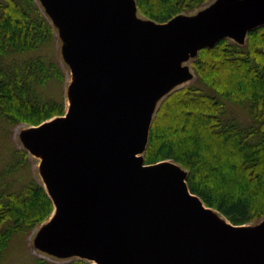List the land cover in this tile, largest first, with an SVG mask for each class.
I'll use <instances>...</instances> for the list:
<instances>
[{
	"label": "water",
	"instance_id": "obj_1",
	"mask_svg": "<svg viewBox=\"0 0 264 264\" xmlns=\"http://www.w3.org/2000/svg\"><path fill=\"white\" fill-rule=\"evenodd\" d=\"M40 1L73 80L66 112L20 133L54 205L35 245L92 264H264V219L240 230L189 190L180 164L143 158L159 100L193 75L183 62L222 38L245 42L264 0L166 22L140 18L135 0Z\"/></svg>",
	"mask_w": 264,
	"mask_h": 264
},
{
	"label": "trees",
	"instance_id": "obj_2",
	"mask_svg": "<svg viewBox=\"0 0 264 264\" xmlns=\"http://www.w3.org/2000/svg\"><path fill=\"white\" fill-rule=\"evenodd\" d=\"M135 1L139 14L166 22L211 0ZM55 41L35 0H0V145L19 123L38 125L65 113L66 76ZM191 67L195 80L172 91L155 112L144 162L180 164L189 190L234 225L264 219V24L243 43L222 38L200 49ZM219 95L242 106L248 122L230 115ZM30 160L10 144L0 162V264L54 210ZM32 264L92 262L35 257Z\"/></svg>",
	"mask_w": 264,
	"mask_h": 264
},
{
	"label": "rangeland",
	"instance_id": "obj_3",
	"mask_svg": "<svg viewBox=\"0 0 264 264\" xmlns=\"http://www.w3.org/2000/svg\"><path fill=\"white\" fill-rule=\"evenodd\" d=\"M38 4V6L40 7V9L42 10V12L47 16V18L50 20L54 31H55V49H56V53H57V57L59 58L64 71H65V76H66V81H65V85L63 87L64 90V94L65 92L67 93V89L69 87V85L72 83L73 80V73L71 71L70 66L64 61V57L62 55V44H63V40L60 37V34L58 32V29L56 27V25L54 24V22L52 21V19L50 18V16L47 14L42 2L40 0H35ZM213 1L215 0H211L209 2H207L206 4H204L203 6H201L200 8L194 10V11H190L187 13H181L182 15H193L195 13H197L198 11H201L202 9H204L205 7L209 6ZM139 17L145 20H148L147 17L139 14ZM194 58V57H193ZM192 56L183 62L184 65H187L190 68L191 73L193 74L191 78H188L186 80L181 81L180 83L174 85L173 87H171V89H169L159 100V102L161 100H163L167 94H169L170 92L174 91L175 89L185 85V84H189L191 82H193L195 80V74L193 72V69L191 67V61H192ZM220 98H222L227 105V111L230 115L237 117L239 120H241L243 123L248 122V115L246 113V110L232 102V101H228L225 100L224 97H222L221 95H219ZM67 99V96H66ZM159 102L157 103L156 106H158ZM27 126H29L27 123H19L15 126H13L10 129V132L8 134V136H6V138H4L3 140H1V145H0V162L1 160L5 159L7 157V147L8 145H14L17 148H22L24 149V146L22 144L21 141V137H20V133L22 131V129L26 128ZM29 157H30V171L31 173H34L38 179L41 181V177L39 174V158L35 157L33 155H30L28 153ZM18 173H16L15 176H17ZM18 184V182H17ZM263 219H260L256 222H249V223H245L240 225V230L243 231H249L252 228H254L257 224H259ZM42 224V223H41ZM41 224L36 226L29 235H27L23 240L21 241H15V245L12 244L11 248L9 249L7 256L5 258V260L3 261V264H32V261L35 257H45L51 261L54 262H64V261H68L71 260L73 258H77L74 254H70V255H58L55 253H52L50 251H47L45 249L42 248H38L35 245V237L37 232L39 231V229L41 228Z\"/></svg>",
	"mask_w": 264,
	"mask_h": 264
},
{
	"label": "bare ground",
	"instance_id": "obj_4",
	"mask_svg": "<svg viewBox=\"0 0 264 264\" xmlns=\"http://www.w3.org/2000/svg\"><path fill=\"white\" fill-rule=\"evenodd\" d=\"M38 158H39V162H40L42 159H41V157H38ZM44 184H46V183H44ZM96 264H100V263L96 262Z\"/></svg>",
	"mask_w": 264,
	"mask_h": 264
}]
</instances>
